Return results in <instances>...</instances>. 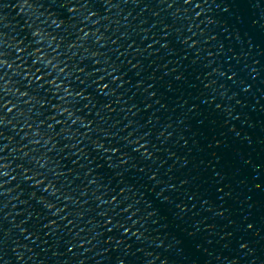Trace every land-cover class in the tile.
Segmentation results:
<instances>
[{"label": "snow or ice", "instance_id": "1", "mask_svg": "<svg viewBox=\"0 0 264 264\" xmlns=\"http://www.w3.org/2000/svg\"><path fill=\"white\" fill-rule=\"evenodd\" d=\"M228 2L231 3V0H228ZM217 6L219 7V5H217ZM225 10H227V9H225ZM217 107H219V105H217ZM249 227H251V225H249Z\"/></svg>", "mask_w": 264, "mask_h": 264}]
</instances>
